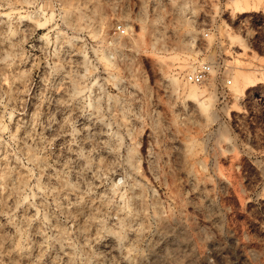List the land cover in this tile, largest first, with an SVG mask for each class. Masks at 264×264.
<instances>
[{
	"label": "rangeland",
	"instance_id": "374dc122",
	"mask_svg": "<svg viewBox=\"0 0 264 264\" xmlns=\"http://www.w3.org/2000/svg\"><path fill=\"white\" fill-rule=\"evenodd\" d=\"M0 264H264V0H0Z\"/></svg>",
	"mask_w": 264,
	"mask_h": 264
},
{
	"label": "built area",
	"instance_id": "2783aa9c",
	"mask_svg": "<svg viewBox=\"0 0 264 264\" xmlns=\"http://www.w3.org/2000/svg\"><path fill=\"white\" fill-rule=\"evenodd\" d=\"M115 33L117 34H124V30L122 26H116ZM212 71V67L209 64H201L196 67H194L191 71H188L184 76V82L187 84L200 86L203 85L209 78L210 73ZM231 81L227 80L225 81V86H230Z\"/></svg>",
	"mask_w": 264,
	"mask_h": 264
},
{
	"label": "bare ground",
	"instance_id": "6f19581e",
	"mask_svg": "<svg viewBox=\"0 0 264 264\" xmlns=\"http://www.w3.org/2000/svg\"><path fill=\"white\" fill-rule=\"evenodd\" d=\"M243 76V75H242ZM197 89L190 88L189 93L186 95L189 99L195 98L197 96Z\"/></svg>",
	"mask_w": 264,
	"mask_h": 264
}]
</instances>
